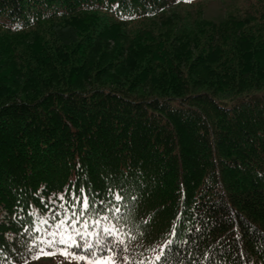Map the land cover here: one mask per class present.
Wrapping results in <instances>:
<instances>
[{
    "label": "trees",
    "instance_id": "16d2710c",
    "mask_svg": "<svg viewBox=\"0 0 264 264\" xmlns=\"http://www.w3.org/2000/svg\"><path fill=\"white\" fill-rule=\"evenodd\" d=\"M215 1L0 0L7 31L82 13L101 20L70 50L54 37L37 56L45 80L44 67L56 68L57 85L0 97V205L21 215L0 223V264H264V2L253 3L258 16L241 32L235 19L199 31L193 58L159 44L126 86L76 85L106 25ZM145 82L152 91H133ZM41 187L86 190L91 249L79 244L65 256L40 243L30 211ZM41 247L57 254L35 258Z\"/></svg>",
    "mask_w": 264,
    "mask_h": 264
},
{
    "label": "rangeland",
    "instance_id": "374dc122",
    "mask_svg": "<svg viewBox=\"0 0 264 264\" xmlns=\"http://www.w3.org/2000/svg\"><path fill=\"white\" fill-rule=\"evenodd\" d=\"M264 0H217L196 5H179L148 19L123 22L114 21L106 25L96 45L85 55V70L76 77V85L88 87L92 83H117L128 85L134 71L148 48H166L171 46L180 53H185L184 61L193 58L197 53L196 40L198 32L212 22L214 28L228 25L225 21L233 19L243 22L258 16L253 3ZM243 20V21H242ZM100 16L94 13H82L41 23L24 31H7L0 29V97L12 95L23 99L40 90L57 85L61 77L56 68L47 64L46 78L40 75L37 68V56L42 57L50 50L54 37H59L70 50L71 43L77 41L85 32L93 30L99 24ZM238 23L233 24L236 26ZM238 24V26H239ZM253 27L260 24L253 21ZM166 39L167 42L164 40ZM31 61L26 65V57ZM22 56L23 59H22ZM67 65V63H65ZM31 67L37 68L32 70ZM68 69V66H66ZM45 72V73H46ZM50 73V74H49ZM44 76V78H43ZM49 77V76H48ZM151 82L137 85L133 91H152ZM52 203L54 196L49 197ZM111 257L96 259L92 264H111Z\"/></svg>",
    "mask_w": 264,
    "mask_h": 264
},
{
    "label": "built area",
    "instance_id": "2783aa9c",
    "mask_svg": "<svg viewBox=\"0 0 264 264\" xmlns=\"http://www.w3.org/2000/svg\"><path fill=\"white\" fill-rule=\"evenodd\" d=\"M39 194L44 208L38 209L33 213L36 230L43 236L44 240L51 239L52 233H57L58 235L62 233L65 238L69 235L74 238L76 226L72 223L74 215L71 212L70 205L74 206L75 202L77 204L81 197L79 198L75 191L67 188L60 192L48 193L42 187L39 190ZM52 195L55 203H52L49 199ZM84 196L86 194L83 191L82 199ZM20 219L21 215L18 212H10L8 209L0 207V223L11 225L19 222ZM58 225L59 227H57ZM6 237L14 240L15 235L12 232H8Z\"/></svg>",
    "mask_w": 264,
    "mask_h": 264
},
{
    "label": "snow or ice",
    "instance_id": "6c2138e0",
    "mask_svg": "<svg viewBox=\"0 0 264 264\" xmlns=\"http://www.w3.org/2000/svg\"><path fill=\"white\" fill-rule=\"evenodd\" d=\"M186 2H189L190 3L191 0H186ZM61 199H63V197H61ZM115 199L116 200H121L122 197L119 196V195H116ZM89 207H90V204H89L88 198H87V196H84L83 197V201L81 203V209H82V211L83 210H88ZM114 211L115 212H119L120 209L117 207V208L114 209ZM73 215H75V213H73ZM105 219H107V217H105ZM97 223H98V221H97ZM57 227H59V225ZM104 231H105V233L108 236H114L115 235L109 229H105ZM77 235L80 236V239L82 241H84V244H83L84 247H87L89 249H91L93 247L92 244L90 242H88L82 234H80L79 232H77ZM41 243L44 244L46 247L53 248V249L58 248L59 245H63L64 247L62 249H60L59 252H60V254L65 255V256H69L70 255V253L68 251V249L70 247H72V246L79 247L80 246L73 237H71L69 235V236H67V238H65L64 234H62V233L59 234V235L57 233H52L51 234V239L42 241ZM97 243H101V241L98 240ZM112 243L123 244L124 241H123V239H118V240L114 239L112 241ZM169 243H171V241H169ZM109 251H111V249H109ZM56 254H57L56 251H51V252L50 251H45L44 247H41L40 250H39L38 256L35 257V258H39V256H41V255H43V256H53V255H56ZM157 259L159 260L160 257L158 256ZM111 264H115V261L113 260L111 262Z\"/></svg>",
    "mask_w": 264,
    "mask_h": 264
},
{
    "label": "bare ground",
    "instance_id": "6f19581e",
    "mask_svg": "<svg viewBox=\"0 0 264 264\" xmlns=\"http://www.w3.org/2000/svg\"><path fill=\"white\" fill-rule=\"evenodd\" d=\"M39 198V197H38ZM40 201V200H39Z\"/></svg>",
    "mask_w": 264,
    "mask_h": 264
}]
</instances>
